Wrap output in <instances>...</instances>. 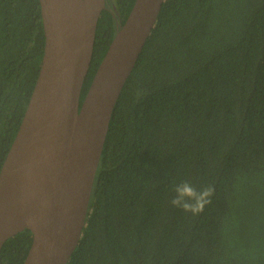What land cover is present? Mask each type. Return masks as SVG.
<instances>
[{
    "label": "trees",
    "instance_id": "1",
    "mask_svg": "<svg viewBox=\"0 0 264 264\" xmlns=\"http://www.w3.org/2000/svg\"><path fill=\"white\" fill-rule=\"evenodd\" d=\"M135 0H106L82 104ZM45 46L40 0H0V170ZM211 185L199 214L173 183ZM29 228L0 264H23ZM67 264H264V0H165L115 104Z\"/></svg>",
    "mask_w": 264,
    "mask_h": 264
},
{
    "label": "water",
    "instance_id": "2",
    "mask_svg": "<svg viewBox=\"0 0 264 264\" xmlns=\"http://www.w3.org/2000/svg\"><path fill=\"white\" fill-rule=\"evenodd\" d=\"M165 0H135L82 104L106 0H40V72L0 170V249L29 228L23 264H67L90 206L113 110Z\"/></svg>",
    "mask_w": 264,
    "mask_h": 264
},
{
    "label": "clouds",
    "instance_id": "3",
    "mask_svg": "<svg viewBox=\"0 0 264 264\" xmlns=\"http://www.w3.org/2000/svg\"><path fill=\"white\" fill-rule=\"evenodd\" d=\"M173 195L170 203L185 213L193 215L202 212L206 205L211 203L215 189L211 185L197 188L189 180L173 183Z\"/></svg>",
    "mask_w": 264,
    "mask_h": 264
}]
</instances>
